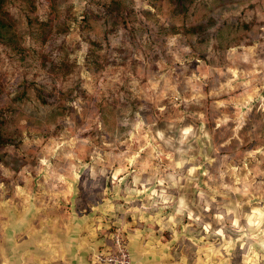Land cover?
Listing matches in <instances>:
<instances>
[{
	"label": "rangeland",
	"instance_id": "obj_1",
	"mask_svg": "<svg viewBox=\"0 0 264 264\" xmlns=\"http://www.w3.org/2000/svg\"><path fill=\"white\" fill-rule=\"evenodd\" d=\"M182 4L7 1L24 50L0 43L1 260L10 206L141 201L264 262V0Z\"/></svg>",
	"mask_w": 264,
	"mask_h": 264
},
{
	"label": "crops",
	"instance_id": "obj_2",
	"mask_svg": "<svg viewBox=\"0 0 264 264\" xmlns=\"http://www.w3.org/2000/svg\"><path fill=\"white\" fill-rule=\"evenodd\" d=\"M136 203L128 213L132 220L124 223L132 264H264L258 254L241 250L234 257L231 247L225 251L215 241L205 242L204 228L157 221ZM96 208L52 213L10 206L8 260L0 264H96L95 254L109 246L102 234L111 223L103 215L107 208Z\"/></svg>",
	"mask_w": 264,
	"mask_h": 264
},
{
	"label": "trees",
	"instance_id": "obj_3",
	"mask_svg": "<svg viewBox=\"0 0 264 264\" xmlns=\"http://www.w3.org/2000/svg\"><path fill=\"white\" fill-rule=\"evenodd\" d=\"M7 1L8 0H0V43L2 42L4 44H8L7 46L8 49L16 53H22L24 48L17 39L18 37L16 35L15 25L12 21L10 10L8 11V5L5 7V4L7 3ZM182 2H184V0H175L176 6L174 10L176 11H182L183 9L186 10L185 8L186 6H184ZM115 3H116V0H111V4H115ZM125 21L127 22V20ZM113 26H115V24ZM195 44H198V43H195ZM198 46H197V50H199ZM194 48L196 50V47ZM0 127H1V124H0ZM10 143H12L10 139H6L0 134V147H4L6 145H9ZM102 182H103V179L101 181V184L103 185L104 182L103 183ZM100 199H102V196H100ZM83 207H86L85 204H83ZM105 216L107 217V220L110 221L111 223L106 229L105 233L102 234V237L103 239H105L107 245L110 246L112 244V241L110 240L111 234L115 230L122 227L123 224L126 223L127 221H131L132 217L130 214H126L124 212L121 214H118L117 217L115 216L112 217L111 214H106ZM124 235L126 236V232H124Z\"/></svg>",
	"mask_w": 264,
	"mask_h": 264
},
{
	"label": "built area",
	"instance_id": "obj_4",
	"mask_svg": "<svg viewBox=\"0 0 264 264\" xmlns=\"http://www.w3.org/2000/svg\"><path fill=\"white\" fill-rule=\"evenodd\" d=\"M121 228L115 230L110 240L112 244L106 247V250L99 251L94 260L96 264H132L128 241Z\"/></svg>",
	"mask_w": 264,
	"mask_h": 264
}]
</instances>
